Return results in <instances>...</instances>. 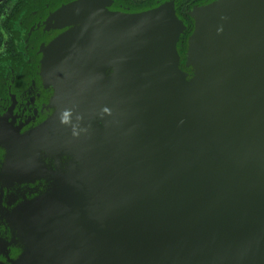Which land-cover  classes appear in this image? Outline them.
Wrapping results in <instances>:
<instances>
[{"label": "water", "instance_id": "obj_1", "mask_svg": "<svg viewBox=\"0 0 264 264\" xmlns=\"http://www.w3.org/2000/svg\"><path fill=\"white\" fill-rule=\"evenodd\" d=\"M31 10L0 264H264V0Z\"/></svg>", "mask_w": 264, "mask_h": 264}, {"label": "flooded vegetation", "instance_id": "obj_2", "mask_svg": "<svg viewBox=\"0 0 264 264\" xmlns=\"http://www.w3.org/2000/svg\"><path fill=\"white\" fill-rule=\"evenodd\" d=\"M44 1L51 0H0V97L7 87L14 89L18 84L24 85L29 66V56L22 39V28L25 27L24 22L28 21L25 12L28 9L34 11ZM120 1L127 6L140 8L158 0ZM200 1L202 0H174L178 13L190 26L192 20L188 10Z\"/></svg>", "mask_w": 264, "mask_h": 264}]
</instances>
